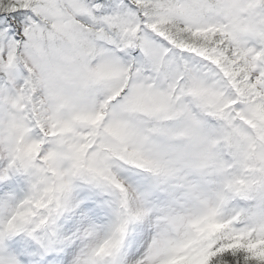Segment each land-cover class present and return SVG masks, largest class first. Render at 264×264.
<instances>
[{
  "label": "snow or ice",
  "instance_id": "obj_1",
  "mask_svg": "<svg viewBox=\"0 0 264 264\" xmlns=\"http://www.w3.org/2000/svg\"><path fill=\"white\" fill-rule=\"evenodd\" d=\"M0 264H264V0H0Z\"/></svg>",
  "mask_w": 264,
  "mask_h": 264
}]
</instances>
